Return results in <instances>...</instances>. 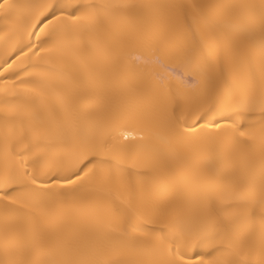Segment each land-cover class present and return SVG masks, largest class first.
Listing matches in <instances>:
<instances>
[{
    "label": "bare ground",
    "instance_id": "6f19581e",
    "mask_svg": "<svg viewBox=\"0 0 264 264\" xmlns=\"http://www.w3.org/2000/svg\"><path fill=\"white\" fill-rule=\"evenodd\" d=\"M53 2L0 0V156L6 138L17 152L26 151L34 128L44 131L42 143L57 155L82 153L103 141L108 148L96 159L117 175L131 173L132 191L120 183L111 190L86 183L75 191L50 184L42 190L46 215L15 205L6 214L0 202V264H58L75 258L86 244L98 259L158 258V250L112 255L110 247L119 240L109 226L111 210L94 212L92 205L101 199L126 204L131 195L138 207L158 209L145 218L149 227L164 230L177 210L191 216L207 213L201 197L215 195L212 178L217 174L230 175L231 169L233 182L251 178L258 187V144L246 149L213 143L180 125L194 122L186 93L200 90L209 100L230 93L243 99L251 90L264 89L261 51L249 36L262 23L264 0H131L135 9L76 37L75 58L71 46L34 56L26 47L30 39L35 44L28 33L43 11L40 6ZM148 49L163 64L184 70L188 83L155 61L153 73H140L136 57ZM252 115L241 112L236 124L247 126ZM256 214L264 212L257 207ZM244 257L252 264L264 260L258 236L242 249Z\"/></svg>",
    "mask_w": 264,
    "mask_h": 264
},
{
    "label": "snow or ice",
    "instance_id": "6c2138e0",
    "mask_svg": "<svg viewBox=\"0 0 264 264\" xmlns=\"http://www.w3.org/2000/svg\"><path fill=\"white\" fill-rule=\"evenodd\" d=\"M40 7L43 11L32 23L33 31L28 33L30 38L35 39V44L30 39L27 49L35 56L71 46L75 58L77 52L74 44L77 36L94 29L102 20L121 11L135 9L137 5L131 0H101L99 3L83 4L54 0L53 3ZM259 15L262 23L258 30H251L249 36L256 41L261 51V71L264 75V6ZM21 54H27L23 48ZM136 59L141 62L137 69L140 73H153L152 64L155 61L164 72L188 83L184 80V70L163 64L151 49ZM0 76H3V72H0ZM157 78L162 79L159 74ZM189 86L194 87V84ZM179 95L178 92L172 93L174 102ZM184 100L190 118L194 120L191 124L180 125L185 132L202 136L213 143L219 141L225 145H242L246 149L259 145L261 166L258 187L251 178L233 182L235 172L231 169L230 175L217 174L212 178L215 195L211 198L201 197L207 213L191 216L177 210L176 218L164 230L149 227V221L145 218L158 209L138 207L131 195L126 204L101 199L92 208L94 212L105 208L111 210L109 226L119 240L118 246L110 247L111 254L118 255L128 250H158V258L150 261L98 259L95 258V249L86 244L75 258L58 264H252L247 257L241 258V251L257 236L264 252V214H256L257 207L264 212V89L259 93L251 90L243 99L225 93L213 100H209L200 90H195L184 94ZM5 103L11 106L12 102ZM20 107L16 106L18 112ZM241 112L253 114L247 126L236 124V118ZM44 135L43 130L34 128L31 142L24 152H17L14 141L6 138V151L0 156V202H4L6 214L15 211L9 205L48 214L42 190L47 189L50 184H59L75 191L86 183L98 184L108 190L120 183L129 192L132 191L129 179L131 173L128 176L123 173L117 175L96 159L108 148L106 142H98L82 153L65 156L54 154L48 145L42 143ZM127 138L126 135L125 139ZM257 190L258 198L255 195ZM109 238H112L111 234ZM154 241L158 244V249ZM14 264L25 262L17 261ZM260 264H264V260Z\"/></svg>",
    "mask_w": 264,
    "mask_h": 264
}]
</instances>
